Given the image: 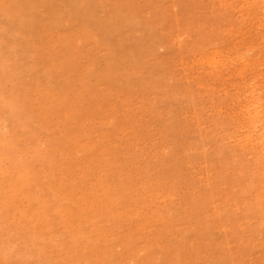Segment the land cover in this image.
I'll return each mask as SVG.
<instances>
[{
	"label": "rangeland",
	"instance_id": "374dc122",
	"mask_svg": "<svg viewBox=\"0 0 264 264\" xmlns=\"http://www.w3.org/2000/svg\"><path fill=\"white\" fill-rule=\"evenodd\" d=\"M98 9L102 19L113 13L110 0ZM124 9L137 22L113 17L115 28L96 27L98 36L159 70L147 63L133 80L110 81L99 63L100 77L75 97L32 69L29 49L6 55L0 264H264V90L255 78L264 64L247 75L242 67L264 58V0ZM46 89L59 100L47 103Z\"/></svg>",
	"mask_w": 264,
	"mask_h": 264
},
{
	"label": "bare ground",
	"instance_id": "6f19581e",
	"mask_svg": "<svg viewBox=\"0 0 264 264\" xmlns=\"http://www.w3.org/2000/svg\"><path fill=\"white\" fill-rule=\"evenodd\" d=\"M102 3L103 0H0V13L7 17V27H0L2 76L10 80L13 75L9 63L6 62V55L16 56L24 48L33 53L35 61L32 64V69L34 71L38 68L41 72L52 75L60 82L59 88L63 92L66 90L64 84H68V88H73L75 97L86 90L91 78L93 80V78L100 77L97 75L99 63L105 65L110 81L119 78L133 80L134 74H141L143 66L147 63H151L159 70V61L151 62L147 57L146 62L142 64L139 56L135 58L133 55L118 54L112 44L109 43L110 47L103 38L98 36L97 28L101 29L103 26L115 28L113 17L129 21V23L137 22L135 15L130 17L124 9V7L128 10L134 8L135 0H126L124 4L118 0H110L113 13L104 19L101 18L98 9ZM61 8L63 14H56V9ZM249 8L250 14L253 16V23L260 26L263 20L258 16L256 8L253 4ZM138 9L135 8L134 13ZM152 21L156 22L154 11ZM111 28L108 29L106 38L110 36ZM115 36L116 32L114 31L112 37L115 38ZM113 43L116 41L114 40ZM142 51V47L139 46L138 54ZM245 52L240 54V59L244 63L248 61ZM71 57H74L76 61L87 58L89 65L87 67L80 66ZM204 60L203 64H210L212 68L219 65V63H211L208 58H204ZM48 63L52 65L54 71H49ZM262 64H264V58L262 61H255L253 68H250L249 64L242 67L247 66L244 69L247 75L249 71H256L257 67ZM128 65L131 66H129V70H126ZM255 78L262 82L258 90H264V75L261 73ZM78 83H80V89H78ZM101 84L102 80L96 84V87H100ZM251 92L255 93L256 91L252 90ZM65 98L68 99L67 96ZM45 99L49 104L59 100L56 93L49 89L45 91ZM235 101L238 102L236 98ZM261 101L262 98H259L255 100V103L259 104ZM63 105L62 102L61 106ZM248 113L250 114V112ZM2 129L1 137H4V128L2 127ZM261 156L264 157V153Z\"/></svg>",
	"mask_w": 264,
	"mask_h": 264
}]
</instances>
